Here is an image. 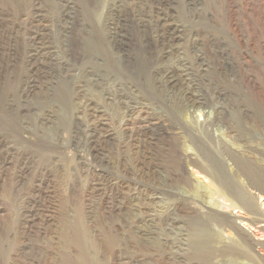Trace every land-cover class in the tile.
I'll return each instance as SVG.
<instances>
[{
	"label": "rangeland",
	"instance_id": "obj_1",
	"mask_svg": "<svg viewBox=\"0 0 264 264\" xmlns=\"http://www.w3.org/2000/svg\"><path fill=\"white\" fill-rule=\"evenodd\" d=\"M173 2L182 36L198 42L188 56L204 65H196L194 93L205 104L173 110L148 102L163 136L156 153L165 166L156 191L134 180L124 189L116 171L106 174L109 186L98 187L106 177L87 148V128L79 129L73 144L68 131L77 119L70 111L59 114L63 87L23 102L27 64L9 59L4 43L17 37L25 48L38 24L35 8L56 17L51 0H0V137L6 138L0 145V264H264V0ZM71 30L63 41L55 36L52 51L69 55L79 68L89 60L88 48L81 33ZM95 36L105 45L99 29ZM209 39L227 64L225 74ZM106 57L107 70L118 72L116 54L108 50ZM78 74L76 68L73 81ZM9 101L52 114L64 131L61 138L53 123L41 133L35 121L27 126L10 117ZM108 112L109 130L119 140L120 117ZM181 153L191 163L173 165L172 157ZM241 237H250L252 249L239 246Z\"/></svg>",
	"mask_w": 264,
	"mask_h": 264
},
{
	"label": "bare ground",
	"instance_id": "obj_2",
	"mask_svg": "<svg viewBox=\"0 0 264 264\" xmlns=\"http://www.w3.org/2000/svg\"><path fill=\"white\" fill-rule=\"evenodd\" d=\"M173 1L78 0L77 4L74 0H51L53 6L50 8L56 19L51 18L44 9L35 8L33 17L38 24L31 29L33 33H28L25 48H20L17 37L9 38L4 43L9 59L21 57L27 64L24 79L27 90L21 92L24 103L40 91L52 96L57 92V86L63 87L64 94L59 96L62 109L59 114L64 116L70 111L77 119L73 130L68 131L73 144L80 136L79 129L82 126L87 128V148L90 147L94 161L100 168L99 175L106 177L102 183L97 182L99 185L96 183L99 188L104 183L110 184L111 180H107L106 174L116 171L125 181L121 182L124 189H128V182L134 180L143 188V185L150 183L156 191H160L156 184L157 175L165 165L156 153V147L163 136L159 129L161 124L156 122V115L148 108V102L173 110L175 107L200 109L205 104L194 93L199 86L195 79L196 65L198 69L204 65L199 57L194 62L188 56L198 42L182 36L173 18ZM103 5L105 10L102 16H98V10ZM80 10L83 14H80ZM72 26L81 33V42L88 48L86 58L89 60L82 61L81 65L79 61V68L70 63L72 57L69 55L60 51L62 56H56L52 51L55 36L62 41L71 37ZM98 29L102 32L105 45L95 36ZM213 44V40L209 39L220 74H225L227 64ZM108 50L117 56L118 72L128 78L120 80L122 76L118 72L107 70L105 62ZM172 61L177 65L167 67ZM76 68L79 74L73 81L72 73ZM200 71L205 72L206 69ZM132 81H136V84ZM137 85L143 87L146 93L138 89ZM64 87H67V91ZM96 98H100V101ZM109 109L120 117L119 140L108 127L111 115ZM8 111L10 117L16 115L24 125H31L35 121L41 133L48 124L54 122L52 114L45 111L32 113L27 104L15 108L9 101ZM82 122L90 124L82 125ZM53 124L54 135L61 138L63 129L57 123ZM5 141L6 138L1 135L0 145L5 144ZM232 153L236 154L234 151ZM182 162L191 163L188 155L181 153L172 157L173 165H182ZM233 163L237 166L236 160ZM154 199L152 194L150 200ZM249 238L239 239L238 244L245 251L247 248L252 249ZM199 244L203 247L205 240ZM232 247L236 248L234 245L227 246L228 249Z\"/></svg>",
	"mask_w": 264,
	"mask_h": 264
}]
</instances>
